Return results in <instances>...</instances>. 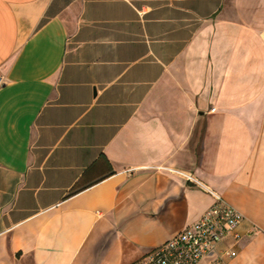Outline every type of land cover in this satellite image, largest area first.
<instances>
[{
	"label": "crops",
	"instance_id": "1",
	"mask_svg": "<svg viewBox=\"0 0 264 264\" xmlns=\"http://www.w3.org/2000/svg\"><path fill=\"white\" fill-rule=\"evenodd\" d=\"M0 75V264H131L188 177L264 264V0H0Z\"/></svg>",
	"mask_w": 264,
	"mask_h": 264
},
{
	"label": "built area",
	"instance_id": "2",
	"mask_svg": "<svg viewBox=\"0 0 264 264\" xmlns=\"http://www.w3.org/2000/svg\"><path fill=\"white\" fill-rule=\"evenodd\" d=\"M3 84L0 75V88ZM187 179L213 198L212 206L197 222L131 264H200L209 258H213L214 264H227L235 258L241 240L239 227L244 217L220 195L189 177ZM225 242L228 247L222 248Z\"/></svg>",
	"mask_w": 264,
	"mask_h": 264
}]
</instances>
